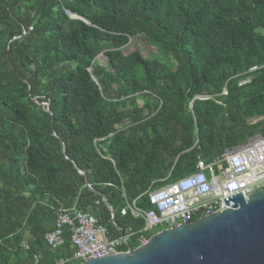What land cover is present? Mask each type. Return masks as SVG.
Here are the masks:
<instances>
[{"label": "trees", "instance_id": "1", "mask_svg": "<svg viewBox=\"0 0 264 264\" xmlns=\"http://www.w3.org/2000/svg\"><path fill=\"white\" fill-rule=\"evenodd\" d=\"M135 34L159 56L124 54ZM258 116L264 0H0V264L71 257L68 227L54 250L44 239L61 207L96 216L111 238L141 228L120 215L125 198L149 208L152 182L264 134V118L246 122Z\"/></svg>", "mask_w": 264, "mask_h": 264}, {"label": "built area", "instance_id": "2", "mask_svg": "<svg viewBox=\"0 0 264 264\" xmlns=\"http://www.w3.org/2000/svg\"><path fill=\"white\" fill-rule=\"evenodd\" d=\"M226 93L224 87L221 94ZM263 118L264 116L255 117L249 123L254 124ZM151 184L144 193L150 204L149 208H139L135 200L128 202L125 199L124 206L119 210L121 216L130 213L134 218H141L142 227H128L114 238L109 237L107 228L91 213L80 210L75 205L59 208L54 227L46 232L44 238L49 249L54 250L63 243V229L68 227L72 232L73 251L71 257L59 258L54 264L75 261L79 264L91 258L127 251L135 248L129 246L131 240H135L139 246L157 228H170L191 222L215 210H223L227 207L224 200L228 197L242 193L246 198L249 193L264 187V134L258 131L244 142L226 147L210 163L198 159L193 172L161 187L152 188ZM88 187L90 188L89 185ZM101 200L106 202L113 217V211L104 196L97 198L95 203L99 204ZM23 246L28 248L26 242Z\"/></svg>", "mask_w": 264, "mask_h": 264}, {"label": "water", "instance_id": "3", "mask_svg": "<svg viewBox=\"0 0 264 264\" xmlns=\"http://www.w3.org/2000/svg\"><path fill=\"white\" fill-rule=\"evenodd\" d=\"M224 203L225 209L159 230L135 248L79 264H264V187Z\"/></svg>", "mask_w": 264, "mask_h": 264}, {"label": "rangeland", "instance_id": "4", "mask_svg": "<svg viewBox=\"0 0 264 264\" xmlns=\"http://www.w3.org/2000/svg\"><path fill=\"white\" fill-rule=\"evenodd\" d=\"M66 13H67V15H69V16H71L73 18L80 17V16H76L74 13H71L68 10H66ZM80 18L85 19L83 17H80ZM121 50H122V52L124 54H129V53H131L134 50H138L140 52V54L144 58H147V59H152V58H155V57L159 56L157 48L154 47L151 43H149L146 40V38H145V36L143 34H135V35L129 36V40H128L127 44L124 45L121 48ZM94 60H95V62L97 64H99L101 66H104L106 68H110L109 59L105 55L104 52H101L98 56H96V58ZM173 65L175 66V62H173ZM253 69H255V68H253ZM246 81H248V80H246ZM244 82H240V83H244ZM207 97H208V95H206L205 93H200V94L197 95L196 98H198V99H206ZM137 103L139 105L141 104L140 99H138ZM250 120H247L246 122H250ZM121 124H123V123H121ZM121 124L117 125V127H122L123 125H121ZM159 230H161V228H157V229L153 230L152 233L153 232H157Z\"/></svg>", "mask_w": 264, "mask_h": 264}, {"label": "crops", "instance_id": "5", "mask_svg": "<svg viewBox=\"0 0 264 264\" xmlns=\"http://www.w3.org/2000/svg\"><path fill=\"white\" fill-rule=\"evenodd\" d=\"M123 195H124V193H123ZM126 199V198H125ZM135 200V199H134ZM128 201V200H127ZM129 202V201H128ZM124 204H125V201H124ZM124 206V205H123ZM46 234V233H45ZM45 236V235H44ZM27 237H28V235H27ZM112 238H114V237H112ZM45 239V238H44ZM133 241H135V240H133ZM23 243H25V242H23ZM137 243V242H136ZM138 244V243H137ZM136 247V246H135ZM24 255V254H23ZM35 257H37V259H38V255H35L34 256V261H37V259L35 258ZM33 264H34V262H33Z\"/></svg>", "mask_w": 264, "mask_h": 264}, {"label": "bare ground", "instance_id": "6", "mask_svg": "<svg viewBox=\"0 0 264 264\" xmlns=\"http://www.w3.org/2000/svg\"><path fill=\"white\" fill-rule=\"evenodd\" d=\"M255 71H256V70H255ZM230 80H231V79H230ZM230 80H229V81H230ZM230 83H231V82H230ZM260 106H261V105H260Z\"/></svg>", "mask_w": 264, "mask_h": 264}]
</instances>
